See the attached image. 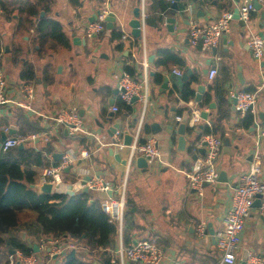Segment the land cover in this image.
Listing matches in <instances>:
<instances>
[{
  "label": "crops",
  "instance_id": "obj_1",
  "mask_svg": "<svg viewBox=\"0 0 264 264\" xmlns=\"http://www.w3.org/2000/svg\"><path fill=\"white\" fill-rule=\"evenodd\" d=\"M0 1L9 10L5 13L0 7V74L8 82L10 97H18V90L25 84L33 86L30 103L32 111L24 112L29 117L40 118L41 131L48 132L47 141L31 142L23 147L28 146L35 150L48 147L49 151H44V156L51 163L49 166L60 161L54 162L55 153L73 157L69 171L63 172L66 183L76 182L83 176H99L115 192L120 178L128 171L127 198L131 201V211L128 217L125 216L121 236L125 230L129 243L140 239L155 240L163 252L161 264H216L219 253L209 231L215 232L222 227L237 177L249 167L255 122L264 128V119L260 118V115L264 116V70L259 68V63L253 59L248 47L252 37H258L259 32L264 34V20L261 19L264 6L261 5V10L254 9L248 23L233 19L228 31L223 34L212 52L189 44L188 30L191 23L207 25L222 12H233L244 0H180L177 4L178 11L172 9L171 3L164 0H140V3L139 0H76V3L71 0H42L37 7L38 16L28 17L29 22L26 21L25 11H19L18 7L29 3L39 4L37 0ZM254 1L251 0L253 6ZM257 2L261 4L259 0ZM138 5L142 18L140 39L131 36L128 26L132 11ZM40 6H44L46 10ZM102 9L113 14L115 22L112 29L122 34L120 40H111V30L106 28L97 35L86 37V27L97 21ZM41 12L43 17L61 24L62 31L69 40V48H62L52 41L42 45L37 42L32 26L42 18ZM170 18L175 20L174 24L167 22ZM118 44L121 49L115 48ZM162 49L176 54L184 66L168 62L156 67L154 63L158 58L157 52ZM151 55L154 58L153 65L148 67L149 103L139 127L142 104L135 101L131 106L121 107L123 103L119 100L118 93L114 94V90L117 89L118 78L124 72L125 64L134 62L140 76L143 72V59L147 61ZM24 63L33 68L32 81L24 82L20 78ZM213 68L217 74L210 80L208 73ZM187 69L193 70L188 83L194 96L184 101L181 99L180 90L186 83L180 88L170 75H176L174 71L182 74ZM156 73L162 77L159 84L153 80ZM164 80H167L165 88L162 87ZM198 86L204 88L202 98L205 94H210L209 104L213 103L214 108L210 109L209 105L199 108L201 101L194 100ZM240 91L256 96L253 121L248 128L241 125L244 117L240 118L234 108L231 110L230 95ZM219 96L224 102L218 100ZM112 98L114 104L110 106L109 101ZM13 107H0V119L8 121L2 132L14 127L16 134H19L11 111ZM113 107L117 111L113 112ZM192 108L207 112L208 116L206 120L198 122L196 129L185 133V148L181 151L177 148L176 130L180 123L177 121V110H183L182 116ZM71 109L78 111L83 126L96 134L98 141L83 135L69 136L64 128L53 127L48 117L60 110ZM203 121L213 126L214 134L221 139L217 167L219 173L223 171L227 174L228 183L225 188L222 187L224 184L217 185L218 182L215 186H203V194L199 196L195 190L188 188L185 174L192 170L196 159L190 153V147L206 127ZM114 124H118L123 133L128 132L132 137L138 130L140 138L150 137L155 140L159 158L152 164H147L146 171L136 167V159L127 170V147L118 150L125 164L117 162L109 155L108 148L111 146L108 144L111 136L107 134V130ZM153 124L156 125L155 128H152ZM83 139L84 145L78 142ZM200 149L198 155L203 154ZM82 150L89 152L88 159L79 157ZM260 153L261 172L264 175V141L261 143ZM49 166L35 169V182L31 185L43 184L40 176ZM79 193L89 194L91 200H97L100 204L111 195L94 190H81ZM255 201L257 205L260 200L255 197ZM258 208L253 206L242 232L236 264H241L244 252L264 256V215L258 213ZM23 214L31 216L32 220L23 221ZM19 223L30 230L34 224V214L29 211L19 213ZM199 223L205 225V233L201 237L196 233ZM37 235H40L39 232L32 229L24 242L30 248L36 244L37 252L32 250V253L40 256L42 253L38 248L39 241L35 243ZM18 236L22 240L23 233ZM118 243L117 232L115 247L110 250L111 264H115ZM74 250L76 255L79 252L87 253L85 249ZM64 257L51 259L47 264L63 262Z\"/></svg>",
  "mask_w": 264,
  "mask_h": 264
},
{
  "label": "built area",
  "instance_id": "obj_2",
  "mask_svg": "<svg viewBox=\"0 0 264 264\" xmlns=\"http://www.w3.org/2000/svg\"><path fill=\"white\" fill-rule=\"evenodd\" d=\"M164 1L167 3L173 2V0ZM259 2L264 6V0H259ZM237 9L238 19L243 23H248L251 13L254 12V6L251 0H244ZM108 15V10L102 9L99 12L97 21L86 27V37L89 38L104 31L105 19ZM232 20L233 13L230 10L222 12L220 16L207 25H200L197 22L191 23L188 30L189 44L191 46H200L204 51H210L216 48L223 34L228 31ZM248 47L254 60L259 62L263 59L264 54L262 50L264 48V40L254 36L249 40ZM141 65L143 72L137 80L132 79L127 73L122 72L117 84L119 100L125 106H131L133 104V97H136L137 101L142 104L139 127L142 123L147 104L149 103V65L146 59H143ZM174 73L177 76L181 75L179 71H174ZM216 74L217 71L213 68L209 71L208 78L211 80ZM230 96L236 99L234 109L240 118L254 113L253 107L256 102L255 94L240 91L231 93ZM32 98L33 86L30 84H25L18 90V97H10L8 95V82L0 74V107L9 108L14 106L26 111H32L30 105ZM112 110L115 112L117 108L113 107ZM48 119L53 127L64 128L69 136L83 135L86 138L98 141L96 134L85 129L82 118L76 109L60 110L56 114L49 116ZM180 119L181 116H178L177 121L179 122ZM200 121H202L200 118V110L198 108H192L188 111V118L185 124L186 128L194 130ZM203 122L206 127L211 128V125L207 121ZM254 130L252 158L249 167L237 177L230 197V207L222 220V227L214 232L215 247L219 253V260L216 264L237 263L236 255L240 247L241 235L251 214L255 197H258L260 200L258 213L264 215V175L261 172L260 153V146L262 141H264V128L259 127L255 122ZM123 136V131L120 128H116L111 136V142L108 145L111 147L115 146L118 150L126 148L123 145ZM47 138V131L7 136L2 142L0 150L6 151L19 145H27L31 142H45ZM221 146V139L217 135L213 133H202L199 139L190 147V153L195 155L196 159L192 170L186 173L185 176L188 180V188L195 190L199 196L203 194L204 184L215 186L218 182L219 169L217 167V160L220 155ZM127 148H129L127 170L132 161L137 157H143L147 164H152L159 158V151L155 140L150 137L145 139L140 138L138 130L132 137L131 144ZM200 148L203 149L202 155H198ZM79 157L81 159H88L89 152L82 150L79 152ZM73 160L74 158L69 155L62 156L56 165L49 166L42 171L40 182L51 184L54 193L66 194L68 196H74L84 188L110 193L111 195L108 198L101 201V209L110 219L115 220L117 224L119 243L115 251V264H161L163 252L155 240L140 239L127 245H124L122 242L121 234L126 210L128 171L120 178V183L115 192H113L109 183L103 181L99 176H90L88 178H84L83 176V178L76 182L66 183L63 179V170L68 168ZM196 233L201 237L205 233V225L202 223L197 224ZM38 248L42 253L40 256L33 253L29 256H23L20 252H16V263L47 264L49 260L62 259L70 250L76 249L68 240L58 237L40 238ZM245 264H264V256L248 253Z\"/></svg>",
  "mask_w": 264,
  "mask_h": 264
},
{
  "label": "trees",
  "instance_id": "obj_3",
  "mask_svg": "<svg viewBox=\"0 0 264 264\" xmlns=\"http://www.w3.org/2000/svg\"><path fill=\"white\" fill-rule=\"evenodd\" d=\"M40 1L42 0H37L39 4L29 3L18 7L19 11H25L27 22H29L28 17L35 18L38 16L37 7L40 5ZM71 2L76 3V0H71ZM0 7L5 13L9 12L1 1ZM40 8L46 10L44 6H40ZM32 30L35 39L41 45L52 41L62 48L70 47L69 40L63 33L61 24L57 21L45 17L39 18L32 26ZM121 37L120 32L111 29V40H120ZM115 48L121 49V45L118 44ZM157 55L158 58L154 63L156 67L166 65L168 62L184 66L183 61L168 49L159 50ZM125 59H128V57ZM123 71L134 80L139 77L138 66L134 62L125 64ZM20 78L24 82L34 79L33 68L30 64H23ZM153 80L156 84H159L162 82V77L156 73ZM180 95L184 101L193 98L194 92L189 88V83L181 88ZM220 99L221 96L218 97V100ZM210 101V94H205L198 104L199 108L207 107ZM222 102L224 101L221 99ZM120 106L126 108L124 104ZM11 111L19 134L36 133L42 130L40 118L29 117L25 114L24 109L18 107H13ZM182 112V109L177 110V115L181 116ZM252 121V114H247L241 120V125L248 128L251 126ZM7 125V120L0 119V134ZM190 130L186 128V132ZM214 132L215 129L211 126V128L204 127L202 133L214 134ZM78 142L85 144L84 139ZM44 151L48 152L49 148L35 150L25 146L23 149L15 147L6 151L0 150V249L4 248L9 258L13 257L10 254L11 251L20 252L23 256H29L32 253V248L24 241L11 235L18 228V214L29 211L34 214L32 227L34 231L47 237L65 238L76 243L78 249L87 250V253L79 252V255L75 254L68 262L64 260L58 264H93L94 262L111 264L110 250L115 247L117 224L115 220L110 219L102 211L99 201L91 200L90 195L85 193H78L74 196L58 193L38 195L30 187L35 182V169L51 164L45 158ZM125 205L127 212L129 211L128 213L125 211V216L128 217L131 211V201L127 197ZM124 228H126V225H124ZM125 232L124 230L122 242L127 245L130 241L127 239ZM6 264H10L9 260ZM12 264L16 263L13 262Z\"/></svg>",
  "mask_w": 264,
  "mask_h": 264
},
{
  "label": "water",
  "instance_id": "obj_4",
  "mask_svg": "<svg viewBox=\"0 0 264 264\" xmlns=\"http://www.w3.org/2000/svg\"><path fill=\"white\" fill-rule=\"evenodd\" d=\"M180 0H173V2L171 3V8L178 11V2ZM140 3V0L138 1ZM262 6L261 4H259L257 2V0L254 1V9L255 10H261ZM233 19H238V9L235 8L233 9ZM43 12H41L40 16L43 17ZM261 19L264 20V10H262V13H261ZM106 24H105V28L106 30H111L112 29V26H113V23L115 22V18L113 16L112 13H110L106 19ZM167 22L169 24H174L175 20L174 19H169L167 20ZM128 26L130 27L131 29V36L133 38H136V39H140L141 38V35H142V31H141V27H142V19H141V10H140V6H136L134 7L133 11H132V19L129 21L128 23ZM258 37L260 39H264V34L263 32H259L258 33ZM231 45H232V42H231ZM215 50L212 49V52H214ZM263 54H264V48L262 50ZM153 58L154 56L151 55L147 58V62L149 64V66H152L153 65ZM259 68L263 69L264 70V61H259ZM192 71L193 70H189L187 69L184 73H182L180 76H176V75H173L171 74L170 75V78L172 80H174V83L178 86V87H182L185 83H188L189 82V78L191 77L192 75ZM150 75H153V73H151ZM166 82L167 80H164V83L162 85L163 88L166 87ZM118 93V90H114V94H117ZM204 93V88L202 86H198L197 87V90H196V94H195V97H194V100L195 102H200L201 101V98H202V94ZM137 101V98L136 97H133L132 98V102H135ZM232 102V106H231V110H233L234 108V105H235V102H236V99L235 97L232 98L231 100ZM114 104V100L113 98L109 101V105L112 106ZM215 105L213 103L209 104V108L212 109L214 108ZM111 116V115H110ZM207 112H204V111H201L200 112V118L203 119V120H206L207 119ZM187 118H188V112H184L183 115L181 116V119H180V123L177 127V134H178V140H177V148L178 150H181L183 151L184 148H185V139H184V136H185V133H186V122H187ZM260 118L264 119V116L263 115H260ZM100 128H103L102 125H99ZM156 125L153 124L152 125V128H155ZM116 128H119V125L118 124H114L113 126H111L110 128H108L107 130V134L109 136H112L113 132L115 131ZM170 128V127H169ZM17 131L14 127H9L8 130L6 132H1L0 134V146L2 144V142L5 140V138L7 136H10V135H14L16 134ZM66 134V132H65ZM131 139H132V136L128 134V132H124V136H123V145L125 147H128L130 144H131ZM18 149H23V145H19L17 147ZM108 152H109V155L112 156L114 158V160H116L117 162H121L122 164H125V160H121L120 158V155H119V152H118V149L117 147H110L108 148ZM200 152L203 153V149H200ZM62 157V153H55L53 155V160L54 162H57L61 159ZM195 159V156H193V160ZM135 164H136V167L137 168H140L142 169L143 171H146L147 170V162L146 160L143 158V157H137L136 160H135ZM69 171V167L68 168H65L63 170V172H68ZM218 184L217 185H222L224 184V186H222L223 188H225L226 184L228 183V177H227V174L223 171H221L218 175ZM207 184H204V186H206ZM30 187L32 189L35 190V192L38 194V195H51L52 193H54L52 191V186L51 184H48V183H43V184H40V185H30ZM82 192H87V189L84 188L82 189ZM91 202V201H90ZM255 203H257V201H254L253 203V206H256V207H259L260 206V201L258 202L257 205H255ZM209 234L211 235L212 239H214V232L213 230H210L209 231ZM32 250L33 252H37V245L36 244H33L32 246ZM11 255L15 254V251H11L10 252ZM75 255V250L72 249L68 252V254L65 256V262H68L71 258H73ZM247 260V253L244 252L243 253V256L241 258V264H245Z\"/></svg>",
  "mask_w": 264,
  "mask_h": 264
},
{
  "label": "rangeland",
  "instance_id": "obj_5",
  "mask_svg": "<svg viewBox=\"0 0 264 264\" xmlns=\"http://www.w3.org/2000/svg\"><path fill=\"white\" fill-rule=\"evenodd\" d=\"M127 190H128V184H127V188H126V197L128 196V192H127ZM22 220L23 221H26V219H29V220H32V217L31 216H27L26 214H23L22 215ZM26 230V231H25ZM31 230H32V228L30 229V230H27L25 227H23V225H22V223H19V225H18V228L13 232V233H11V235L13 234L14 236H16L17 238H19L20 239V237L18 236L21 232L23 233V238H22V240L23 241H26V238H27V236H28V232L30 231L31 232ZM45 236L43 235V234H40L39 236L37 235V238L35 239V243L36 242H38L39 241V239L40 238H44ZM51 237H54V236H48L47 238H51ZM21 240V239H20ZM21 240V241H22ZM72 245H74V247L76 248V249H78L77 247H76V243H74V242H71V241H69ZM0 251H1V253H0V264H6L7 262H8V260H9V263L10 264H12L13 262H17L16 260V256L15 255H13V257H11V258H9V256L5 253V249L4 248H1L0 249ZM237 255H238V253H237ZM236 255V256H237ZM63 258V257H62Z\"/></svg>",
  "mask_w": 264,
  "mask_h": 264
}]
</instances>
